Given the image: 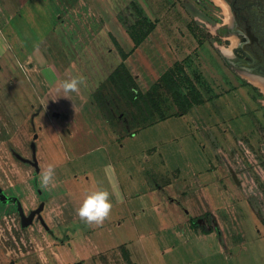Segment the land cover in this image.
I'll return each instance as SVG.
<instances>
[{"label": "rangeland", "instance_id": "1", "mask_svg": "<svg viewBox=\"0 0 264 264\" xmlns=\"http://www.w3.org/2000/svg\"><path fill=\"white\" fill-rule=\"evenodd\" d=\"M148 1L164 6L152 19L143 14L134 0L88 2L108 15L113 8L126 4L119 9V22L134 41L141 40L154 28L179 32L173 39L180 41H172L171 49L184 44L183 39L189 40L186 48L192 51L188 57L178 60L174 54L168 55L170 69H165L166 62L154 61L158 67L151 89L137 84L121 63L120 50L113 38L97 35L101 24L91 9L80 20L76 19L77 5L72 4L65 13L58 9L56 14L62 18L58 23L21 22L11 12L7 15L0 9V34L5 38L1 52L8 45V53L2 57L6 67L0 69V193H15L10 204L24 206L27 212L40 204L34 178L48 168L49 158L56 166L55 175L60 174L66 180L77 176L84 184L86 177L97 176L89 178L90 181L103 180L104 167L111 170L114 167L122 189L132 193L136 210L140 205L154 222L153 204L143 192L149 184L156 188L160 181L152 175L153 182L148 184L147 172L159 169L164 172L161 176L170 178L177 170H187L186 163H192L191 159L193 163L201 160L195 157L201 155L199 143L207 157L216 159L213 165L219 169V188L232 193L230 207L240 204L249 211L248 216H243L244 230H248V247L256 250L249 253L248 263L244 264H264V88L227 62L225 50L233 46L235 38L227 33L229 12L222 0ZM165 10L169 16L163 14ZM51 29L55 36L50 35ZM235 56L238 57L236 53ZM74 76L84 77V82L78 90L64 93L61 82ZM224 95L231 104L230 111L224 118L213 117L216 126L212 128L199 114V108L208 98L213 107L210 112L219 111L222 106L215 100ZM190 108L195 109L193 123L201 133L195 135L197 140L182 137L186 148L175 138L169 141L171 125H176L174 119L165 125H153ZM86 120L95 130L91 134L95 141L90 146L83 140L84 131L81 133L78 128H86ZM99 124L109 128L102 129ZM65 128L75 133L70 136L64 132ZM135 132L137 135L131 137ZM179 175L182 177L183 173ZM128 176L134 177V181L129 182ZM94 188V184H89L85 191ZM58 190L65 192L64 185ZM136 194L142 198L135 199ZM27 218L30 221L32 214ZM8 220L4 221L6 228H0L1 239L9 244L8 253L14 257L15 253L30 251L34 231L29 229L22 237L13 219ZM254 221L261 236L251 240ZM152 222L150 228L136 223L132 231L135 246L149 249L150 261L162 257L167 264H208L205 260L210 259L203 257L206 245L185 244L176 229L159 233ZM253 254L256 261L251 257Z\"/></svg>", "mask_w": 264, "mask_h": 264}, {"label": "crops", "instance_id": "2", "mask_svg": "<svg viewBox=\"0 0 264 264\" xmlns=\"http://www.w3.org/2000/svg\"><path fill=\"white\" fill-rule=\"evenodd\" d=\"M88 1L90 0H0V9L5 11L7 15L8 12H11L10 15L21 22L41 20L44 23L48 21L60 22L62 18L60 14H56V10L63 9L65 13L66 9L71 10L72 4L79 7L77 20L84 19L88 8L91 9L101 24V29L97 35L103 38L104 35L113 38L120 50L121 63L131 73L137 84L141 83L145 88L150 86L148 89H151L156 82L155 72L158 66L154 64V61L166 62L165 69L168 70L171 67L167 62L169 54H174L178 60H183L190 55L192 50L189 51L186 48L189 44L188 39H183L184 44L179 47H172L173 49H171L169 46L172 41H180L173 39L179 32L154 28L149 30L141 40L134 41L133 36L119 22V9L126 4L121 5L118 9L113 8V11L108 15L104 11L95 10ZM134 3L140 7L148 19H152L151 16L157 17V10L162 12L164 8L163 4L157 1L152 4L148 0H134ZM163 14L169 16L170 13L165 10ZM6 20H8L7 17ZM1 35L0 48L3 42L5 43V38ZM50 35L55 36L56 32L51 29ZM189 37L192 35L190 34ZM97 43L96 41L95 44L98 45ZM5 46L8 51V45ZM83 47L89 48L85 44ZM1 53L0 69H3L6 64H3L5 60L2 57L8 52ZM239 90L241 91L242 88ZM225 97L226 95L215 100L218 105L222 106L219 111L210 112L213 107L208 98H206L205 104L199 108L201 109L198 111L199 114L206 119L211 127L216 126L212 120L213 117L224 118L227 111L228 113L230 111L231 104ZM70 111L75 110L70 108ZM79 111L81 110L79 109ZM194 113L195 109H186L176 116L160 119L153 125H165L174 119L176 125H171V132L175 129L179 130L176 132L178 136L175 135L176 133L170 132L172 135L169 141L173 142V138H175L177 143L186 148L187 143L181 138L191 136L196 139L195 135L201 133L193 123ZM86 121V128L84 126L78 128L81 133L82 130L84 131L83 140L85 143L88 142L86 144L90 146L91 142L95 141V136L91 135L95 130L88 123V120ZM220 122L222 125L221 119ZM99 125L102 129L107 130L109 128L107 125ZM95 129L97 130V128ZM55 131L59 130H51L52 133ZM65 131L70 136L75 133L73 129L65 128ZM137 133L135 132L130 136L137 135ZM197 148L201 155L195 157H201V160L193 163L191 159L192 163H186L188 165L187 170H177L178 173L170 176V178L161 176L164 172L159 169L155 172L152 170L147 172L148 184L153 182L152 175H156V179L160 181L159 184H155L156 188H152V184H149L143 192L147 200L153 204L154 222H152L153 217L147 214L146 209L138 205L136 210L132 193L127 188L122 189L114 167L112 170L107 166L104 167L103 180L96 178V180L90 181L89 178L97 176L86 177L85 184L79 182L77 176H71V179L66 180L64 176L57 174L54 175L49 185L44 186L40 181V177H42L40 173L34 178V187L38 185L39 189L37 195L40 204L37 209H28L27 212L24 210V206L18 207L16 204H10L13 202L11 198L14 197L15 193H0V228L5 229L4 221L13 219L15 228L19 231L18 235L23 237V234L27 233L29 229L34 231L31 250L15 253L14 257L9 254L11 252L8 253V241L2 240L0 237V264H167L162 257L156 258L154 262L150 261L148 259L149 249L146 250L142 246L136 247L135 241L132 240L135 238L134 232H132L135 227L134 224L138 223L141 227L150 228L151 222L155 226L153 228L157 227L159 233L176 229V234L179 237L182 236L185 244L195 242L206 245L203 257L210 259L205 260L208 264H216V262L217 264L248 263L249 253L256 250L248 247L246 237L248 230H244L243 216H248L249 211L240 204L230 207L232 193L229 190L219 188V169L213 165L216 159L207 157L199 143ZM180 150L177 152L180 153ZM52 158L54 157L52 156ZM54 159L56 160V158ZM52 160L49 158L46 164H51ZM181 173H183L182 177L179 175ZM127 180L133 182L134 177L128 176ZM62 184L65 192L58 190ZM89 184H94L96 188H102L101 184H106L105 189L110 193L112 208L102 223H85L78 215V209L88 192L85 189L88 188ZM16 195L18 197L19 194L16 193ZM134 197L137 200L142 198L140 194H136ZM30 214H32V218L29 221L27 217ZM7 223L11 225L10 222ZM254 224V231L250 235H254V237H251V240L257 238L261 233V230L257 229L259 226L256 225L255 221ZM113 228L116 233L112 230ZM137 239L140 238L137 237ZM147 243L150 250L153 251L154 249L150 247V240H147ZM251 257L256 261L255 254Z\"/></svg>", "mask_w": 264, "mask_h": 264}, {"label": "flooded vegetation", "instance_id": "3", "mask_svg": "<svg viewBox=\"0 0 264 264\" xmlns=\"http://www.w3.org/2000/svg\"><path fill=\"white\" fill-rule=\"evenodd\" d=\"M222 1L229 12L227 33L235 38L232 54L226 57L228 64L247 78L264 82V0Z\"/></svg>", "mask_w": 264, "mask_h": 264}, {"label": "clouds", "instance_id": "4", "mask_svg": "<svg viewBox=\"0 0 264 264\" xmlns=\"http://www.w3.org/2000/svg\"><path fill=\"white\" fill-rule=\"evenodd\" d=\"M84 82V77L74 76L70 80L61 82V89L64 93L74 92ZM55 175V165L49 164L43 172L40 181L42 185L47 186L53 180ZM112 208L110 193L104 188H94L88 191L83 202L78 209L79 217L85 223H102L108 217Z\"/></svg>", "mask_w": 264, "mask_h": 264}, {"label": "bare ground", "instance_id": "5", "mask_svg": "<svg viewBox=\"0 0 264 264\" xmlns=\"http://www.w3.org/2000/svg\"><path fill=\"white\" fill-rule=\"evenodd\" d=\"M219 1H221V0H219ZM222 4H223V3H222ZM229 19H230V18H229ZM233 43H235V42L233 41ZM225 54L228 55V56H230V55L232 54V53H231V47H230V49L225 50ZM251 80H252L254 83H257V84L261 85V87L264 88V82H263V81L258 80V79H255V78H251Z\"/></svg>", "mask_w": 264, "mask_h": 264}]
</instances>
